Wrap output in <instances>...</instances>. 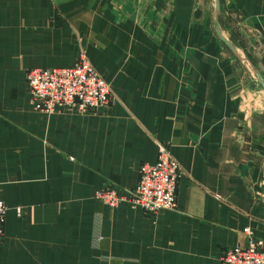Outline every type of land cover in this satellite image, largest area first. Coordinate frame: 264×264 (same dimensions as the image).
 Wrapping results in <instances>:
<instances>
[{
    "label": "crops",
    "instance_id": "1",
    "mask_svg": "<svg viewBox=\"0 0 264 264\" xmlns=\"http://www.w3.org/2000/svg\"><path fill=\"white\" fill-rule=\"evenodd\" d=\"M219 3L257 37L264 78V0ZM212 6L0 0V264H219L245 229L264 242V97L215 34ZM79 50L111 102L33 110L26 70L71 65ZM158 142L179 166L174 208L94 197L132 187Z\"/></svg>",
    "mask_w": 264,
    "mask_h": 264
},
{
    "label": "built area",
    "instance_id": "2",
    "mask_svg": "<svg viewBox=\"0 0 264 264\" xmlns=\"http://www.w3.org/2000/svg\"><path fill=\"white\" fill-rule=\"evenodd\" d=\"M25 83L29 106L45 114L66 110L92 111L112 100L107 82L91 66L83 50L77 52L74 62L68 66L28 68ZM178 175V163L167 147L158 142L154 161L138 164L137 178L132 187L103 186L94 191V197L111 207L124 201L147 213L172 209L175 207ZM5 208L0 198V235ZM244 232L245 244L223 248L219 264H264V242L249 230Z\"/></svg>",
    "mask_w": 264,
    "mask_h": 264
},
{
    "label": "rangeland",
    "instance_id": "3",
    "mask_svg": "<svg viewBox=\"0 0 264 264\" xmlns=\"http://www.w3.org/2000/svg\"><path fill=\"white\" fill-rule=\"evenodd\" d=\"M213 2V0H212ZM219 3V0H218ZM223 7L218 6L217 12V22L221 20L224 23V27H226V31L224 30L223 34L232 42V44L238 49L239 53L246 57L249 62L253 65V60L257 56L259 52V47L257 45V37L249 32L242 23V20L237 17V15L230 9L227 5H222ZM223 14V18L221 17ZM219 20V21H218ZM219 24V23H218ZM258 59V58H257ZM256 63V61H255ZM261 64L257 63L254 65L255 68L260 73L259 67ZM242 66V64H241ZM263 69V68H262ZM246 72V71H245ZM261 74V73H260ZM252 76V75H251ZM262 76V74H261ZM263 77V76H262ZM251 79L254 77H250ZM256 81V80H255ZM257 86L261 90V94L264 97V90L256 81ZM263 116V115H261ZM264 125V118L260 120V127Z\"/></svg>",
    "mask_w": 264,
    "mask_h": 264
},
{
    "label": "water",
    "instance_id": "4",
    "mask_svg": "<svg viewBox=\"0 0 264 264\" xmlns=\"http://www.w3.org/2000/svg\"><path fill=\"white\" fill-rule=\"evenodd\" d=\"M218 0H213V6L211 10V20L213 22V27L217 37L224 43V45L229 49V51L237 58V60L243 65V67L251 74L259 85L264 90V78L258 72L254 65H252L249 60L242 56L238 49L232 44V42L223 34L218 22H217V12H218Z\"/></svg>",
    "mask_w": 264,
    "mask_h": 264
}]
</instances>
